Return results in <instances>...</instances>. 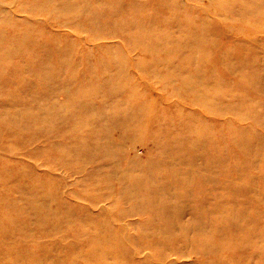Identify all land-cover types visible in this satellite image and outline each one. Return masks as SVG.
Here are the masks:
<instances>
[{
  "label": "rangeland",
  "instance_id": "rangeland-1",
  "mask_svg": "<svg viewBox=\"0 0 264 264\" xmlns=\"http://www.w3.org/2000/svg\"><path fill=\"white\" fill-rule=\"evenodd\" d=\"M0 2V264H162L143 243L161 241L167 213L118 190L138 174L130 163L149 162L164 186L191 181L184 200L198 197L199 213L234 211L219 228L211 220L220 264H264V0ZM109 112L130 113L129 129ZM95 187L104 200L91 202ZM177 204L190 221L192 204ZM107 226L132 243L102 240ZM171 231L163 264H199L201 236ZM105 244L110 257L88 252Z\"/></svg>",
  "mask_w": 264,
  "mask_h": 264
},
{
  "label": "bare ground",
  "instance_id": "bare-ground-1",
  "mask_svg": "<svg viewBox=\"0 0 264 264\" xmlns=\"http://www.w3.org/2000/svg\"><path fill=\"white\" fill-rule=\"evenodd\" d=\"M1 3V2H0ZM66 3V2H65ZM67 4V3H66ZM98 8H99V6H98ZM100 9H104V8H102V7H100ZM106 9V8H105ZM74 10V8L73 9H66L65 11H67V13L69 14V13H71L72 11ZM75 10H76V8H75ZM65 11H64V13H65ZM74 12V11H73ZM50 13V12H49ZM48 14V13H47ZM94 14V13H93ZM46 15V14H45ZM2 18V17H1ZM26 20V19H25ZM1 21V20H0ZM17 32V31H16ZM33 37V36H32ZM35 38V37H34ZM31 39V38H30ZM32 40V39H31ZM140 43H141V41H140ZM41 46H37V48H40ZM37 52H38V50H37ZM65 57V56H64ZM63 62V61H62ZM43 66V65H42ZM86 66V65H85ZM47 68V67H46ZM86 69V68H85ZM96 70V69H95ZM101 71V70H100ZM88 74H89V72H88ZM117 74V73H116ZM100 75V74H99ZM48 77V76H47ZM55 80V79H54ZM188 81V80H187ZM67 85V84H66ZM84 86V85H83ZM195 86V85H194ZM193 86V87H194ZM66 87V86H65ZM197 87H198V85H197ZM58 87H56V88H52L51 90H52V92L53 91H55L56 89H57ZM73 88V87H72ZM78 88V87H77ZM184 88V87H183ZM186 89H187V87H186ZM189 89H190V87H189ZM95 90V89H94ZM196 90H197V88H196ZM194 91H195V89H194ZM74 92V91H73ZM198 92V91H197ZM206 92V91H205ZM96 93V92H95ZM196 93V92H195ZM207 93V92H206ZM54 94V93H53ZM88 94V93H87ZM190 94V93H189ZM46 95V94H45ZM52 95V94H51ZM56 95H58V94H56ZM96 95V94H95ZM48 96V95H47ZM53 96V95H52ZM98 96V95H97ZM50 97V96H49ZM54 97V96H53ZM53 97H52V100H53ZM92 97V96H91ZM205 97V96H204ZM51 98V97H50ZM69 98V97H68ZM67 98V99H68ZM93 98V97H92ZM95 98V97H94ZM97 99V98H96ZM106 100V99H105ZM108 100V99H107ZM49 101V100H48ZM55 101H57L56 99H55ZM54 101V102H55ZM67 101V100H66ZM92 101V100H91ZM95 101V100H94ZM113 101V100H112ZM27 102H29V101H27ZM53 102V104H55ZM60 103H61V101H59ZM98 102V101H97ZM108 102V101H107ZM71 103V102H70ZM113 103V102H112ZM58 104V103H57ZM117 104V103H116ZM86 105H88V102L87 101H85V100H75L74 102H73V104H72V106H74V107H79V106H86ZM61 106V105H60ZM72 106H70V107H72ZM95 106V105H94ZM106 106V105H105ZM111 107L113 108L114 107V105L112 106L111 105ZM58 108V107H57ZM71 109H73V108H71ZM87 109V108H86ZM108 109V108H107ZM115 109V108H114ZM121 109H122V107H121ZM60 110V109H59ZM92 110H94L93 108H92ZM126 110V109H125ZM8 111V110H7ZM71 111V110H70ZM99 111V110H98ZM97 111V112H98ZM110 111V110H109ZM91 113V112H90ZM99 113H100V111H99ZM67 114H68V112H67ZM69 114H70V112H69ZM97 114V113H96ZM101 114V113H100ZM115 114V113H114ZM95 115V114H94ZM116 115V118H115V120L114 121H116L118 124H120L123 128H125L126 130H128L129 129V127H130V122H131V116H130V113H127V114H125L124 115V118H122L121 116H120V114H115ZM4 116V112H0V118H2ZM102 116V115H101ZM109 118H110V121H113L112 120V116H111V112H109ZM15 117V116H14ZM94 117V116H93ZM17 118V117H16ZM65 118V117H64ZM73 120H74V118H73ZM2 120H0V122H1ZM76 121V120H75ZM96 121V120H95ZM113 121V126H116V128H117V124L115 123ZM4 123L6 122V121H3ZM3 122H2V125L1 126H3L4 127V124H3ZM11 122V121H10ZM78 122V121H77ZM8 123V122H7ZM6 123V124H7ZM12 123V122H11ZM70 123V122H69ZM111 123V122H110ZM200 123V122H199ZM200 124H202V122L200 123ZM9 125H11V124H9ZM13 125H15V124H13ZM62 125V124H61ZM202 127V126H201ZM16 129V128H15ZM15 129H14V131H15ZM59 129V128H58ZM120 129V128H119ZM204 130V129H203ZM0 131H5L3 128H1L0 127ZM12 132V131H11ZM17 132V131H16ZM59 132V131H58ZM61 132V131H60ZM198 132V131H197ZM205 132V131H204ZM230 132V131H229ZM234 132V131H233ZM6 133H7V131H6ZM6 133H5V135H6ZM18 133V132H17ZM21 133V132H20ZM113 133H114V131H113ZM241 133V132H240ZM239 133V134H240ZM2 134V133H1ZM22 134V133H21ZM127 134V133H126ZM20 135V134H19ZM111 135H112V133H111ZM232 135V134H231ZM235 135L236 134H234V137H235ZM2 136H4V135H2ZM7 136V135H6ZM21 136V135H20ZM28 136V135H27ZM26 136V137H27ZM241 136V135H240ZM245 136V135H244ZM1 137V136H0ZM12 137H14L13 135H12ZM25 137V136H24ZM30 137V136H29ZM109 137H110V135H109ZM4 138V137H3ZM7 138V137H6ZM8 138H9V136H8ZM14 138H16V137H14ZM31 138V137H30ZM60 138V137H59ZM242 138V137H241ZM240 138V139H241ZM249 138V137H248ZM26 139V138H25ZM28 139V138H27ZM32 139V138H31ZM34 139V138H33ZM32 139V140H33ZM37 139V138H36ZM243 139H245V138H243ZM243 139H241V141L243 140ZM51 140H53V139H51ZM97 140V139H96ZM112 140V139H111ZM27 141V140H26ZM35 141V140H34ZM55 140H53V142H54ZM238 141V140H237ZM236 141V142H237ZM5 142V141H4ZM22 143V142H21ZM28 143V142H27ZM32 143V142H31ZM40 143H42V142H40ZM55 143V142H54ZM3 144V143H2ZM253 144V143H252ZM6 145V144H5ZM21 145H23V144H21ZM41 145V144H40ZM56 145V144H55ZM110 145H111V143H110ZM129 145V144H128ZM13 146V145H12ZM127 146V145H126ZM239 146L241 147V148H246V147H248L249 148V144L248 143H245V142H239ZM10 147V146H9ZM55 147V146H54ZM130 147V146H129ZM129 147H128V149H129ZM132 147V146H131ZM57 148V147H56ZM113 148H114V146H113ZM58 149V148H57ZM60 149V148H59ZM19 150V149H18ZM2 151V150H1ZM58 151V150H57ZM60 151V150H59ZM87 151V153H89V154H91V155H93L91 152H89L88 150H86ZM100 151V150H99ZM110 151V150H109ZM108 151V152H109ZM221 151V150H220ZM64 153H65V151H63ZM102 152H103V150H102ZM107 152V151H106ZM61 153H62V151H61ZM63 154V153H62ZM69 154V153H68ZM75 154H78V152H76L75 151ZM89 154H87L86 156L88 157L89 156ZM106 154H109V155H111L110 153H106ZM240 154V153H239ZM3 155V154H2ZM61 155V154H60ZM256 155V154H255ZM68 156V155H67ZM66 156V157H67ZM257 156V155H256ZM3 157H4V155H3ZM103 157V156H102ZM61 158V157H60ZM68 158V157H67ZM130 159V158H129ZM133 160V159H132ZM134 161V160H133ZM64 164V163H63ZM149 164H150V162H149ZM149 164H147L146 166H144V167H140L139 165V167L136 165V166H134V164L133 163H130L129 165H128V169L129 170H131L132 172L133 171H136V172H138V174H136L135 176H133V177H131L130 178V180H131V187L129 186V185H124L122 182L121 183H118V190L120 191V192H129L130 190L132 191V192H134V188L137 190V192L135 193V194H133V200H132V206H134V208H136V209H143V207L144 208H146L147 207V210H151V209H156V210H154V211H159V212H166L167 213V215H168V217L167 216H164V220H165V227L164 228H169L167 231H162V233H159L158 234V232L155 234V236H156V238H155V240H158V239H161V241L160 242H158V243H156V245L154 246V244H152V242H151V244H149V243H143V245H145V247H147L148 248V250L151 252V257L153 256L156 260H160L161 262H162V264H163V261L165 260L164 259V253L161 251L162 250V248L164 247V246H166V245H169L170 243H167L166 241H162L163 239V235H173L172 234V231H171V228H175V227H177V228H180V227H182L183 228V230L185 231V230H192V232L193 233H195V234H197V235H200L201 237H200V239L199 240H194V242H196V243H200L199 245H196V247L198 248V254H199V256L201 257L200 259H199V264H204L203 263V257H204V254L206 253V256L207 255H211L212 257H216V255L218 254V252H219V250L221 249V248H224L225 247V245L224 244H222L221 242H217V243H215V242H212L211 243V240H207V238L209 237V235H211L214 231H217V229H215V226L216 227H220V225L222 226L223 224L222 223H224V222H226L227 220H226V218H224V216L223 217H220L218 214H214V213H212L214 210L213 209H211L210 211H208V212H206V214L205 213H199V211H198V200H200L198 197V199L197 198H194L193 200H191L189 203H187L185 200H184V197H186L187 195H190V193L188 192V189L193 185L192 183H191V181L189 180V179H187V178H182L180 181H179V179L176 177V175L175 174H173V175H169L170 177H167V181L169 182L168 184L165 182V186H164V184H163V182H162V180L160 179V175L159 176H154L153 174H149V168H150V166H149ZM141 165V164H140ZM69 167V166H68ZM65 168V167H64ZM66 169V168H65ZM70 169H73V168H70ZM1 171V170H0ZM3 171V170H2ZM73 171V170H72ZM71 171V172H72ZM87 175V174H86ZM121 175V174H120ZM125 175V174H124ZM5 176V175H4ZM3 176V177H4ZM83 176V175H82ZM166 176V175H165ZM11 177V176H10ZM2 178V177H1ZM166 178V177H165ZM84 179V178H83ZM96 179V178H95ZM5 180H7V179H5ZM89 180V179H88ZM97 181L99 180L98 178L96 179ZM127 181V180H126ZM99 182V181H98ZM103 182H104V184L102 185V186H99L100 188H102V187H104L105 189H107V188H109L107 185H109V181L108 180H106V179H104L103 180ZM206 181L205 180H203V183H205ZM112 184V183H111ZM97 185V184H96ZM173 185H179V187L181 186V189H175V190H173ZM117 188V187H116ZM96 189V187L94 188V190ZM99 189V188H98ZM172 189V190H171ZM112 190V189H111ZM114 190V189H113ZM112 190V191H113ZM144 190H148L147 191V193H145L144 192ZM105 191V190H104ZM120 194V193H119ZM108 195V194H107ZM132 197V196H131ZM169 197L170 198H173V204H167L166 203V200L165 199H169ZM106 198V195L105 194H101V193H99L97 190H95V191H93L92 192V200H91V202H99V201H102V200H104ZM227 198V197H226ZM107 199H108V197H107ZM227 199H229V197L227 198ZM254 200H256V199H254ZM257 201V200H256ZM202 202V201H201ZM259 202V201H258ZM177 203H181V205H190V204H192V208H191V214H192V219L190 220V221H188V222H186V223H181L180 222V216H181V212H182V210H183V208L179 205V204H177ZM252 203V202H251ZM231 204V203H230ZM234 205H236V203L234 204ZM228 206L226 205L225 206V209L224 208H222V211H221V209H219L220 210V213L221 212H225V211H223V210H226V209H230L229 207L227 208ZM235 207V206H234ZM233 207V208H234ZM212 208H217L216 206H214V207H212ZM233 208H231L232 210H233ZM242 208V207H241ZM200 209V208H199ZM240 209V208H239ZM171 210V211H170ZM186 210H188V209H186ZM231 210V211H232ZM235 210V209H234ZM151 211H153V210H151ZM131 212V211H130ZM186 212V211H185ZM216 212H217V210H216ZM235 212H237V208H236V210H235ZM250 212V211H249ZM129 213V212H128ZM127 213V214H128ZM223 213L221 214V215H223ZM233 213H234V211H233ZM232 212H226V214H227V216L228 217H230L229 218V220L231 219L232 221H233V219H234V216H235V214H233ZM252 213V212H251ZM250 213V214H251ZM126 214V215H127ZM154 214V213H153ZM187 214V213H186ZM185 214V215H186ZM226 214L224 213V215L226 216ZM242 214V213H241ZM249 214V215H250ZM129 215V214H128ZM218 215V219H217V222L215 223V226H214V224L213 223H211V220L214 218V217H216ZM252 215V214H251ZM150 216V215H149ZM207 216H208V221L206 222V220H207ZM241 216V215H240ZM126 218H127V216H126ZM240 218H242V217H240ZM246 218V217H245ZM132 219V218H131ZM235 219L236 220H239V219H237L236 218V216H235ZM249 219V218H248ZM183 222H184V220L183 219H181ZM228 220V221H229ZM230 220V221H231ZM241 220H243V219H241ZM241 220H240V222H241ZM245 220V219H244ZM53 222L55 223V226L54 227H56V219L55 220H53ZM143 222V221H142ZM235 222H237V221H234V224H236ZM244 222V221H243ZM230 222H228V224H229ZM238 223H239V221H238ZM242 223V222H241ZM129 224V223H128ZM240 224V223H239ZM244 224V223H243ZM156 225V224H155ZM237 226H238V224H236ZM241 225V224H240ZM239 225V226H240ZM227 226V225H226ZM247 226H248V224H247ZM242 227V226H241ZM110 228H112V227H109V226H107V228L105 227V229H104V231H103V233H102V240H106V239H109V240H112V241H118V240H120V239H122L123 237H120V236H118V235H115L114 233H113V231H112V229H110ZM242 228H244V227H242ZM242 228H241V230H242ZM254 228V227H253ZM256 228H257V226H256ZM246 229V228H245ZM251 230V229H250ZM61 231V230H60ZM178 231H179V229H178ZM242 231H244V229L242 230ZM242 231H241V234H242ZM247 231H249V230H246L245 232H247ZM253 229L251 230V231H249L250 233H249V235H251V237H252V235H253ZM150 232V231H149ZM256 232V231H255ZM119 234V233H118ZM240 234V233H239ZM240 234V235H241ZM246 235H247V233H245ZM122 235H124V234H122ZM154 235V234H153ZM179 235V234H178ZM243 235V234H242ZM241 235V236H242ZM138 236H140L141 237V240H151V239H149L148 237H147V235L146 234H139ZM160 236H161V238H160ZM222 236V235H221ZM257 236V235H256ZM255 236V237H256ZM153 237V236H152ZM228 237H229V235H228ZM239 237V236H238ZM243 237V236H242ZM241 237V239H242V241L244 242V245L245 246H248L249 245V247H250V245H251V241L249 242L248 240V242L250 243V244H248L247 243V245H246V240H245V238H242ZM253 238H254V236H253ZM252 238V239H253ZM251 239V240H252ZM255 240V239H254ZM123 241L125 242V243H127V244H130V243H132V241H130V240H126L125 238H123ZM253 244H255V241L253 242ZM160 245V246H159ZM252 246V245H251ZM254 246V245H253ZM109 247H111V246H107L106 244L104 245V246H101V247H92V248H90L89 249V253H90V255H93V256H97V257H101V256H103V257H110L111 255H109L110 254V248ZM144 247V248H145ZM153 248H156V249H153ZM252 248V247H251ZM192 249V248H191ZM190 249V250H191ZM194 249H195V247L193 248V251H194ZM236 249V248H235ZM246 249H248V248H246ZM245 249V250H246ZM171 250V249H170ZM178 250V249H177ZM189 250V249H188ZM189 250V251H190ZM140 251V250H139ZM143 251V250H142ZM241 251V250H240ZM180 252H182V251H180ZM191 252V251H190ZM196 252V253H197ZM153 253V254H152ZM175 253V252H174ZM194 253H195V251H194ZM241 253V252H240ZM135 254V253H134ZM148 254V253H147ZM167 254V253H166ZM184 254H185V252H184ZM192 254H193V252H192ZM132 255H133V253H132ZM168 255H171L170 253L168 254ZM176 255H180V254H176ZM240 255V254H239ZM136 256H140V255H136ZM237 257H239V256H237ZM27 259V258H26ZM178 259V258H177ZM217 263L216 264H220V263H223V261H221L220 259H219V257H218V255H217ZM174 260V259H173ZM146 261H148V260H146ZM175 261V260H174ZM202 261V262H201ZM28 263V262H27ZM186 263V262H185ZM208 263V262H207ZM88 264H92L90 261L88 262ZM93 264H111V263H106V262H104V263H101V262H94ZM208 264H211V263H208Z\"/></svg>",
  "mask_w": 264,
  "mask_h": 264
}]
</instances>
